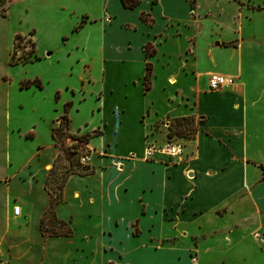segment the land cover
Returning <instances> with one entry per match:
<instances>
[{
  "label": "crops",
  "instance_id": "0c3cea01",
  "mask_svg": "<svg viewBox=\"0 0 264 264\" xmlns=\"http://www.w3.org/2000/svg\"><path fill=\"white\" fill-rule=\"evenodd\" d=\"M22 2L19 36L36 58L17 63L46 67L16 80L0 73V264H240L216 250L215 226L235 220L242 230L240 210L251 207L264 232L263 163L246 154L264 136V84L253 97L239 80L242 51L264 46V0ZM222 55L218 73L235 81L208 91ZM50 82L56 94L44 100ZM62 115L70 134L87 135L88 170L66 175L51 205L60 153L51 129ZM186 117L194 134L171 136L182 160L143 158L148 141L165 142L170 121Z\"/></svg>",
  "mask_w": 264,
  "mask_h": 264
},
{
  "label": "rangeland",
  "instance_id": "374dc122",
  "mask_svg": "<svg viewBox=\"0 0 264 264\" xmlns=\"http://www.w3.org/2000/svg\"><path fill=\"white\" fill-rule=\"evenodd\" d=\"M24 2L22 0H0V73L4 75L7 73L13 80L19 78V77H25L28 78L31 75L42 73L41 71L46 67L43 65V61H33L27 64H20L15 63V65L10 64V55H11V41L12 38L15 35H20L21 32H23L25 28L24 24ZM70 30V29H69ZM221 34V33H220ZM196 41H201L199 37H196ZM62 38L59 37V40H55V46L59 43H62ZM64 42V41H63ZM59 47H64V45L61 46L59 44ZM55 48V47H52ZM19 47L16 48V53L19 55ZM222 51V50H220ZM61 50H54L49 55L52 60H57L59 55H61ZM224 53V52H223ZM200 54V53H199ZM227 54V53H226ZM201 55V54H200ZM227 55H222V57L217 58L218 62L216 61L215 65L210 68L211 72L218 73L219 71L225 69L227 65L229 64L226 61ZM207 61V57L205 58ZM242 60V71L243 75L241 78H239L240 81L244 78L247 82V87L249 89V94H251L253 97L257 96V91L260 89V87L264 84V46H256L253 48H246L242 51L241 55ZM8 62V64H7ZM210 72V73H211ZM236 73V72H235ZM14 83V82H13ZM13 84H11L12 86ZM186 88L187 85L185 84ZM13 89V87H11ZM55 83L50 82L44 84V88L41 91L44 100L49 99L50 97L52 100H54L55 96ZM30 91V90H29ZM28 90H25V92H20V95L29 94ZM11 92V91H10ZM10 98L12 99V96L10 95ZM16 102H12V107H15ZM12 112V111H11ZM189 119L187 123L184 122L182 127L179 126L180 134H182V138L190 137L194 134L196 127L193 124L192 118L188 117ZM63 121V120H62ZM175 121H170V128L174 127ZM179 134V133H178ZM177 138H179V135H176ZM171 138V137H170ZM176 140V138H175ZM181 143V141H180ZM246 154L253 159L254 161L263 163L264 167V136L262 135L259 141L254 140L249 142ZM183 154L180 157L179 160H182ZM250 161V160H249ZM58 166L62 168L63 171H65L66 164L63 162L58 161ZM62 165V166H61ZM64 167V168H63ZM77 170V169H76ZM79 170V168H78ZM256 180L264 179V169H260V173L255 178ZM244 197L243 194L236 195L235 198L238 200H241ZM231 201L228 203V205L224 206L223 209L221 207H218V213L223 215H228L232 212L231 209ZM251 207H249V210L246 208H243L240 210V220L242 221V224L248 223V227L245 229L243 225V229L237 231L238 228H240V222L235 221L231 222L232 226H223L226 225L225 221L222 223H218L215 227H217V232H219L217 235V251L220 252H235L236 261H240V264H264V241L262 237V233L260 229L253 228L252 224V218L250 219V213ZM48 216V215H46ZM49 217V216H48ZM230 223V222H228ZM222 225V227H221ZM232 231V232H231ZM237 231V233H236ZM216 231H213V233H210L211 237H214L217 233ZM231 232V235H230ZM222 234V235H219ZM232 239V240H231ZM184 258L181 256L179 262L183 263Z\"/></svg>",
  "mask_w": 264,
  "mask_h": 264
},
{
  "label": "trees",
  "instance_id": "16d2710c",
  "mask_svg": "<svg viewBox=\"0 0 264 264\" xmlns=\"http://www.w3.org/2000/svg\"><path fill=\"white\" fill-rule=\"evenodd\" d=\"M121 3L126 6V7H132L134 6L136 0H120ZM193 0H189V3L192 4ZM22 37L19 35H15L13 38V44H12V51H11V55H10V64H15L17 62H26L28 60L34 59L36 58V56H34L32 47L30 46V49L25 50L23 49V42H22ZM19 47V55H17L16 53V48ZM148 76H149V66L146 65L145 66V73L143 75V82L144 85H147L148 82ZM25 84L21 83L20 86H24ZM186 118H181V119H177L175 120V125L174 127H171V130H169L168 128H170V124L166 127V134L167 137L170 138L171 136H176L179 135L180 137H182V134H180L179 131V126L182 127L184 122L185 124L187 123V121L189 119ZM63 120V121H62ZM179 133V134H178ZM51 136L54 139V141L57 143L60 153L57 157V167L56 169L58 170V173L56 171H51L50 174H52V176L48 177V180L50 181V184L53 185L54 187H50L51 185H48V192L50 194V204L52 205L53 203H55L57 196H58V187L60 186V184L62 183L64 177L66 175H68L69 173H74V172H85L87 171V167H80L79 168V163L77 160V150H76V145L74 144H70L67 145L66 143H64V139L66 137L71 138V139H75L76 141L80 142H84L86 143L87 141V135H83V136H74L72 134H70L67 131V124H66V117L65 115H62L60 117V121L58 122L57 126H55L54 128L51 129ZM63 162L64 164H66V168L65 171L62 170V168L60 166H58V161ZM62 166V165H61ZM53 167V165H52ZM260 169H264V167L259 166ZM64 168V167H63ZM79 168V170H78ZM77 169V170H76ZM47 185V182H46ZM54 191V192H53ZM263 236V241H264V232L262 233Z\"/></svg>",
  "mask_w": 264,
  "mask_h": 264
},
{
  "label": "built area",
  "instance_id": "2783aa9c",
  "mask_svg": "<svg viewBox=\"0 0 264 264\" xmlns=\"http://www.w3.org/2000/svg\"><path fill=\"white\" fill-rule=\"evenodd\" d=\"M23 49H30V42L26 39H22ZM235 76L230 74H221L211 72L207 74V90L208 91H220L231 86L235 81ZM65 143L67 145H76L77 160L80 167H86L89 159V151L85 147V143L76 141L66 137ZM142 155L144 159H151L156 155L166 157L169 160H179L182 156V144L175 140V138H168L165 142L156 144L153 141H148L143 148ZM19 211L17 205L12 206V213L16 215Z\"/></svg>",
  "mask_w": 264,
  "mask_h": 264
}]
</instances>
